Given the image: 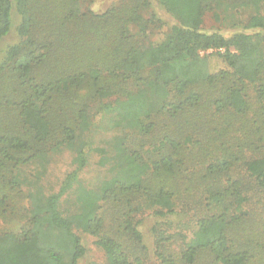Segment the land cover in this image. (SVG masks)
I'll list each match as a JSON object with an SVG mask.
<instances>
[{"label":"trees","instance_id":"obj_1","mask_svg":"<svg viewBox=\"0 0 264 264\" xmlns=\"http://www.w3.org/2000/svg\"><path fill=\"white\" fill-rule=\"evenodd\" d=\"M94 1L0 0V42L13 29L17 37L0 60V220L21 217L18 167L62 148L85 166L94 104L101 112L114 98L135 129L98 193L76 171L56 194L31 193L29 229L0 230V264H78L76 229L108 264H147L135 218L144 207L155 209L158 264H264V0H126L103 14ZM225 3L254 7L257 33L205 32L206 15ZM153 5L173 23L145 18ZM141 86L171 98L153 115ZM69 191L75 215L61 208Z\"/></svg>","mask_w":264,"mask_h":264},{"label":"rangeland","instance_id":"obj_2","mask_svg":"<svg viewBox=\"0 0 264 264\" xmlns=\"http://www.w3.org/2000/svg\"><path fill=\"white\" fill-rule=\"evenodd\" d=\"M126 0H95L90 9L95 14H103L109 8L118 6ZM225 1V0H222ZM229 4V3H227ZM220 4L215 5L213 12L206 15L203 29L207 33L220 32L224 36H230L240 32L257 33L259 29L249 23L251 14H254V7L237 6L230 3L228 6ZM257 10V9H256ZM255 10V14H256ZM157 14L172 24L173 19L167 15L162 9L153 5L150 8L142 10L145 18H149L152 13ZM259 13H264V2L260 5ZM216 16L218 19H216ZM17 18V17H16ZM18 21V18H17ZM260 32V31H259ZM129 33L136 35L137 27L131 26ZM150 38L157 37V31H149ZM16 34L13 29L11 34L0 42V60L1 52L10 42L16 40ZM209 50L207 53H211ZM205 52H202L204 54ZM142 97L145 106L152 110V114H157L162 107L163 102L171 98L170 91L163 90L159 87L141 86ZM110 107H105L98 112V104H94V112L91 113L92 123L81 139L83 144L88 143L86 164L78 170L79 163L75 161L76 153L73 150L62 148L50 152L46 158L36 159L31 163L18 167L15 176L18 179V191L14 195L13 202L20 209L21 217L0 220V230L3 232L19 233L23 227L29 229V224L25 219L27 211L30 207L29 195L34 193L37 197L45 199L46 197L56 194L67 176L77 172L78 181L88 190L98 193L101 189L102 182L109 179L114 172L111 169L116 162L121 160L122 154L119 152V146L123 142H130L133 139L135 129L127 126L128 121L126 115L117 112L115 109L117 104L114 98L106 102ZM125 114V113H124ZM125 116V117H124ZM89 151V152H88ZM22 195L17 196L18 193ZM99 205V204H98ZM62 211L67 215H75L79 213V205L76 202V194L69 191L62 199ZM102 210H100L101 213ZM155 209L144 207L139 213L135 214V218L141 220L140 230L144 235L145 244L149 248L147 264H158L153 257V237L151 234L152 226L155 221L153 215ZM186 222L191 221L186 216ZM189 229L185 232L191 237L196 231L194 221L188 223ZM76 233L81 237L85 247V255L78 261V264H108L104 252L95 244V239L90 235L76 229ZM49 236V235H48ZM64 261L70 262L68 254H65Z\"/></svg>","mask_w":264,"mask_h":264}]
</instances>
